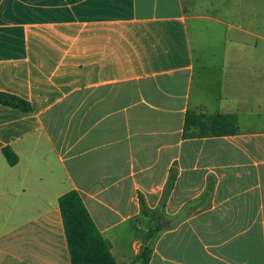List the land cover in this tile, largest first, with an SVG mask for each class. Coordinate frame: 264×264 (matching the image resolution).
Wrapping results in <instances>:
<instances>
[{"label": "crops", "instance_id": "1", "mask_svg": "<svg viewBox=\"0 0 264 264\" xmlns=\"http://www.w3.org/2000/svg\"><path fill=\"white\" fill-rule=\"evenodd\" d=\"M245 12L0 0V91L34 105L0 104V264H72L59 205L72 190L118 264L147 247L149 264H264V52L221 47L248 32L232 23ZM188 111L235 114L239 132L185 139Z\"/></svg>", "mask_w": 264, "mask_h": 264}, {"label": "trees", "instance_id": "2", "mask_svg": "<svg viewBox=\"0 0 264 264\" xmlns=\"http://www.w3.org/2000/svg\"><path fill=\"white\" fill-rule=\"evenodd\" d=\"M0 104L29 113L34 105L23 98L0 91ZM239 132V117L235 114H207L188 111L185 115L184 138L234 136ZM3 154L10 165L18 163L11 147ZM72 264H118L110 242L99 230L85 202L77 190L67 192L59 199ZM152 250L144 248L137 264H149Z\"/></svg>", "mask_w": 264, "mask_h": 264}, {"label": "rangeland", "instance_id": "3", "mask_svg": "<svg viewBox=\"0 0 264 264\" xmlns=\"http://www.w3.org/2000/svg\"><path fill=\"white\" fill-rule=\"evenodd\" d=\"M245 16L241 21L232 20L234 24L241 25L243 28L247 29L248 32L243 33L240 31H235L232 29L231 38L229 43L225 42L221 44V47L225 49L230 48L233 52L241 49H247L248 53L252 51H263L264 52V0H246V12ZM215 42L213 41V44ZM257 56V55H255ZM262 59V65H264V55L260 56ZM211 59H214L212 55H210ZM250 58V57H249ZM218 57L216 58V62L218 61ZM250 69L259 68L256 61L248 59L247 60ZM248 79H255L252 74H249ZM254 85L256 83H253ZM253 89V87H250Z\"/></svg>", "mask_w": 264, "mask_h": 264}]
</instances>
